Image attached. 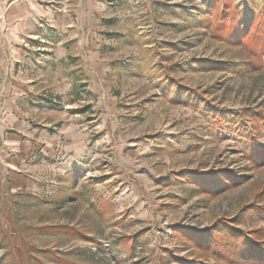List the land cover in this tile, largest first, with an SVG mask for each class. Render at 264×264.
I'll use <instances>...</instances> for the list:
<instances>
[{
    "label": "rangeland",
    "instance_id": "obj_1",
    "mask_svg": "<svg viewBox=\"0 0 264 264\" xmlns=\"http://www.w3.org/2000/svg\"><path fill=\"white\" fill-rule=\"evenodd\" d=\"M165 2L135 19L131 72L72 105L23 116L20 70L0 72V264H229L174 234L225 223L264 241V166L245 156L264 149V0Z\"/></svg>",
    "mask_w": 264,
    "mask_h": 264
},
{
    "label": "crops",
    "instance_id": "obj_2",
    "mask_svg": "<svg viewBox=\"0 0 264 264\" xmlns=\"http://www.w3.org/2000/svg\"><path fill=\"white\" fill-rule=\"evenodd\" d=\"M168 4L165 0H0V72L8 73L15 66L21 72L23 109L17 110L27 117L29 111L54 108V103L60 106L65 98L72 105L89 91V82L105 83L129 74L130 64L144 50H130L136 43L135 19L143 14L158 19ZM60 82L69 84L62 93L34 92L41 83Z\"/></svg>",
    "mask_w": 264,
    "mask_h": 264
},
{
    "label": "trees",
    "instance_id": "obj_3",
    "mask_svg": "<svg viewBox=\"0 0 264 264\" xmlns=\"http://www.w3.org/2000/svg\"><path fill=\"white\" fill-rule=\"evenodd\" d=\"M213 4H215V1H213ZM224 17V15H223ZM239 18V16H238ZM237 17H234L233 15L225 18L229 22V29L226 31L227 35L229 33V36L232 37L233 33L237 32V28H246L244 30L245 33H240L239 36L241 40L246 37L247 33H251L250 31H247V29L251 28L252 25L247 27L248 21L246 23L240 22V20ZM210 21V19H209ZM253 23V22H252ZM260 27H262L261 31L264 28V21L260 23ZM250 29V30H251ZM252 31V30H251ZM264 32V31H262ZM254 34H251V36L254 37ZM238 36V38H239ZM253 53V52H252ZM263 57V56H262ZM255 58L258 60V62L264 64V59L260 56H255ZM261 116V114H260ZM258 120H264L263 117H258ZM245 156L247 159L253 163L255 166L263 167L264 166V149L254 146H249V148H246L245 150ZM209 179L215 180L217 175L216 174H207L204 175ZM201 178V177H200ZM203 178V177H202ZM219 178V177H218ZM199 179V178H198ZM220 179V178H219ZM198 181V180H197ZM234 181V180H233ZM237 184V183H234ZM200 187L198 189H202L208 194L214 195L218 193L219 191L226 190L225 187L222 188H214L213 185H199ZM230 186V185H228ZM227 186V187H228ZM209 187V188H208ZM69 228L60 227V231H67ZM219 229V230H217ZM216 230H213L212 233H203L206 236H200V238L192 231V230H182L178 229L177 231H174V234L176 236H179L180 238H186L190 242H194L196 244H201L200 246H204V248L213 251L216 253L221 259L225 260L229 264H264V241L260 240L258 238H255V235L259 231L258 229L253 230L251 234H248L245 230H241L236 227H232L228 224H222L219 228ZM75 234L74 236L78 239L86 238L87 235L84 232H80L75 229H70ZM178 233V234H177ZM198 239V240H197ZM198 245V246H199ZM182 261V260H179ZM180 263V262H179ZM181 264H190L188 261H182ZM223 264V263H219Z\"/></svg>",
    "mask_w": 264,
    "mask_h": 264
}]
</instances>
